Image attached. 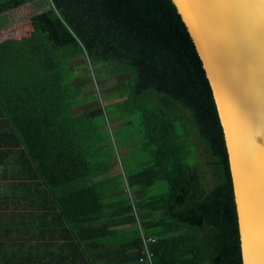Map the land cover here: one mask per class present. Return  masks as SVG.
Wrapping results in <instances>:
<instances>
[{
  "label": "trees",
  "instance_id": "obj_1",
  "mask_svg": "<svg viewBox=\"0 0 264 264\" xmlns=\"http://www.w3.org/2000/svg\"><path fill=\"white\" fill-rule=\"evenodd\" d=\"M33 1L0 0V14ZM50 3L59 16L0 41V167L23 176L22 193H0V264H147L138 261L142 235L155 238L153 264H242L212 94L170 2ZM79 58L114 79L106 87L121 94L115 109L138 117L148 159L120 176V193L107 162L79 138L84 120L102 112L71 94ZM179 107L219 172L209 190L184 161ZM158 181L167 192L147 194Z\"/></svg>",
  "mask_w": 264,
  "mask_h": 264
},
{
  "label": "water",
  "instance_id": "obj_2",
  "mask_svg": "<svg viewBox=\"0 0 264 264\" xmlns=\"http://www.w3.org/2000/svg\"><path fill=\"white\" fill-rule=\"evenodd\" d=\"M168 1L212 94L241 263L264 264V0Z\"/></svg>",
  "mask_w": 264,
  "mask_h": 264
},
{
  "label": "rangeland",
  "instance_id": "obj_3",
  "mask_svg": "<svg viewBox=\"0 0 264 264\" xmlns=\"http://www.w3.org/2000/svg\"><path fill=\"white\" fill-rule=\"evenodd\" d=\"M59 16V12L52 9L50 0H36L26 3L8 12L0 14V41L6 38H21L28 36L31 31L38 29L42 23ZM83 58L74 60L76 64L71 76V94L77 101L85 100L92 107H101L102 112L84 120V130L79 134L81 143L92 152L93 158L105 160L109 172L113 176L114 189H120V176L129 174L142 167L148 159V151L144 150L140 136L138 117L130 114V109L117 110L115 103L120 100V93L108 92L106 85L114 79L102 81L100 73L89 68ZM93 69V68H92ZM91 70V71H90ZM90 104L82 105L72 114H78L90 108ZM182 118L176 122V131L185 141L184 161L196 167L202 174L204 185L209 190L218 180L219 172L207 164L209 150L204 140L198 137L190 112L179 107ZM93 149H95L93 151ZM218 174V175H217ZM216 176V177H215ZM23 176L8 167L7 172L0 167V193H9L12 190L22 193ZM168 186L164 181H158L147 188L149 195H158L167 192ZM126 195V194H125Z\"/></svg>",
  "mask_w": 264,
  "mask_h": 264
},
{
  "label": "built area",
  "instance_id": "obj_4",
  "mask_svg": "<svg viewBox=\"0 0 264 264\" xmlns=\"http://www.w3.org/2000/svg\"><path fill=\"white\" fill-rule=\"evenodd\" d=\"M155 238L152 236H144L142 235V249L141 255L138 258L139 262L153 264L152 257L153 252L148 248L149 243L154 242Z\"/></svg>",
  "mask_w": 264,
  "mask_h": 264
}]
</instances>
